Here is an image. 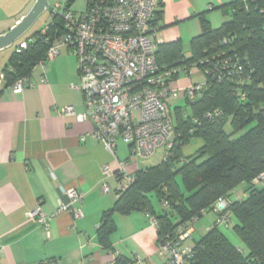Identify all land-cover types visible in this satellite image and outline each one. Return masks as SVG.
I'll use <instances>...</instances> for the list:
<instances>
[{
	"label": "crops",
	"instance_id": "crops-1",
	"mask_svg": "<svg viewBox=\"0 0 264 264\" xmlns=\"http://www.w3.org/2000/svg\"><path fill=\"white\" fill-rule=\"evenodd\" d=\"M35 1L0 0V35L26 15ZM162 1L161 15L157 17L158 45L180 42L188 57L192 40L203 33L202 18L209 21L212 30L221 28L230 20L228 5L237 0ZM75 7L80 12L85 3H77ZM9 21L13 22L8 28H1ZM9 61L8 54L0 55V75ZM190 72L192 83H196L192 75H200L199 69L194 67ZM28 80L29 84L19 94L7 86L6 78L0 83V264H166L167 259L157 248L154 217L144 211L115 212L116 230L109 238L110 247L100 240L98 231L104 213L113 209L119 199L116 175L120 163H127L131 175L148 167L135 166L131 159L117 156L119 144L127 152L130 150L122 139H118L113 155L92 137L90 122L78 123L74 115H61V110L68 106L77 114L85 112L82 94L71 89V85L80 83L75 57L61 49L56 59L45 65L40 61ZM187 83L184 80L182 84ZM202 146L201 139H193L184 146L182 149L189 152L184 154L182 150L181 164ZM105 165L111 169L107 178L102 172ZM104 181L111 189L107 194L101 188ZM176 182L185 193L180 175ZM244 186L231 193L229 203L248 197ZM71 187L84 195L77 205L83 213L80 219L69 212L58 213L60 205L67 202L64 190ZM37 206L51 217L49 233L27 217ZM207 215L213 219L200 227L201 237L219 219L214 206L203 216ZM231 219L234 221L233 216ZM219 229L235 247L248 254L237 234L230 237L223 226ZM191 230L194 244L196 230L192 225Z\"/></svg>",
	"mask_w": 264,
	"mask_h": 264
},
{
	"label": "trees",
	"instance_id": "trees-1",
	"mask_svg": "<svg viewBox=\"0 0 264 264\" xmlns=\"http://www.w3.org/2000/svg\"><path fill=\"white\" fill-rule=\"evenodd\" d=\"M227 8L231 9L230 20L217 30H212L209 21L202 18L203 33L192 40L190 56L184 54L180 42L158 46L156 57L161 67L207 69L204 92L196 101H186L192 107L191 116L187 112L182 115V107L177 108L178 131L166 160L138 172L135 182L118 194L115 207L104 213L98 232L106 247H110L109 238L116 230L115 212L129 214L139 210L153 215L160 242L182 226L191 227L218 199H227L239 186L246 185L248 197L229 203V210L236 223L234 230L248 254L235 247L214 225L193 244L187 264H264V183H254L264 174V0H237ZM47 27V34L41 30L19 41L17 46L26 42L27 48L21 53L15 50L4 68L7 86L29 77L46 58L50 47L46 40L66 31L62 20L55 16ZM234 54L242 61L244 72L229 77V71L221 70L219 64ZM213 57L216 58L211 66L201 64L205 58ZM214 110H220L222 116L206 120L204 115ZM192 118L198 122H192ZM230 119L233 133L227 135L224 128ZM193 139H201L203 146L181 164L182 148ZM203 158L206 159L199 164ZM179 175L185 193L176 182ZM152 192L158 194L161 204L168 202L169 207L164 210L173 216L175 211L181 215L177 225L169 219L170 214H155L149 199Z\"/></svg>",
	"mask_w": 264,
	"mask_h": 264
},
{
	"label": "built area",
	"instance_id": "built-area-1",
	"mask_svg": "<svg viewBox=\"0 0 264 264\" xmlns=\"http://www.w3.org/2000/svg\"><path fill=\"white\" fill-rule=\"evenodd\" d=\"M74 1L51 6L53 16L62 20L66 31L53 40H46L50 47L42 61L45 65L47 61L56 59L62 47H67L78 60L80 83L71 85V89L82 94L85 112L77 114L73 107L68 106L61 110V115H74L78 123L90 122L93 125L92 137L113 155L118 139L129 146L131 155L140 159L153 157L165 145L172 148L178 131L176 111L182 107L172 103L182 95L187 102L196 101L202 96L205 83H192L184 90H174L171 84L181 73L190 74L194 66L164 68L159 65L156 57L159 46L156 20L163 1L83 0L85 7L80 12L73 9ZM47 31L48 27L42 30V34H47ZM26 48L27 43L22 42L16 47V52L21 53ZM215 58H205L201 64L211 66ZM219 65L221 70L229 71V77L244 72L242 61L236 54L223 59ZM201 71L205 76L208 74L207 69ZM4 80L5 74H1L0 83ZM28 84V77H24L18 79L11 89L19 94ZM221 116L220 110L204 115L209 121ZM190 120L198 122L197 118ZM127 167L126 162L120 163L116 175L117 195L135 182V175H131ZM102 172L105 178L111 175L108 165L103 167ZM254 183H264V174ZM101 188L106 194L111 190L106 181ZM64 195L67 202L60 205L58 213L65 211L75 219L82 218V210L77 205L82 203L83 193L71 187L64 190ZM162 207L167 209L168 202L163 201ZM214 209L219 213L215 225L229 226L232 212L228 200L218 199ZM27 217L49 233L51 217L40 206L30 211ZM153 223L158 226L155 218ZM192 235L191 227L182 226L176 233L158 241L160 252L167 253L166 264L188 263L193 253V244H188Z\"/></svg>",
	"mask_w": 264,
	"mask_h": 264
},
{
	"label": "rangeland",
	"instance_id": "rangeland-1",
	"mask_svg": "<svg viewBox=\"0 0 264 264\" xmlns=\"http://www.w3.org/2000/svg\"><path fill=\"white\" fill-rule=\"evenodd\" d=\"M67 1L68 0H50V5L53 6L55 3H58V2L66 3ZM77 3L83 4L84 1L83 0H75L72 7H75V5ZM75 8H73V9H75ZM53 17L54 16L52 14L51 7H50L49 9L46 10V12L44 14H42L40 16V18L36 21V23L29 29V31L20 40L24 41V40H26L28 38H31L34 35V33L38 32V31H41L44 28H46L50 24V22L52 21ZM12 22L13 21H9L7 23H4V26H2L1 28H8V26H10L12 24ZM3 30H5V29H3ZM19 41L16 42L12 47L7 48L5 50L6 52L4 54H8L9 55V59H11L13 53L15 52L17 44L19 43ZM62 51L66 52L67 54H69L71 56H73L71 53H69L67 47H62ZM4 54H0V55L3 56ZM187 55H189V53H187ZM77 63H78V60H77ZM199 71H200V75H197V74L196 75H192L193 76L192 79H194V81H196L195 84H204L206 82V76L202 73V71L200 69H199ZM190 78H191V72H190V74H187V73L181 74L178 77V79L175 80L171 84L172 89L180 91V90H184L187 87L191 86L192 85V81H191ZM184 80H187V82H188L186 85L182 84ZM172 105H174V106H179V105L182 106V109H181L182 112L183 113L187 112L189 116H191L193 114L192 107L187 104V102H186L185 98L183 97V95L180 96L179 100L174 101L172 103ZM224 131H225V133L227 135H232L233 130H232V127H231V119L227 122V124H226V126L224 128ZM195 140H197V139H195ZM194 142L197 143V141H194ZM182 150L184 151V154H188V152H189L188 150H185V149H182ZM168 151H169V148L166 145V146L158 149V151L156 152L155 156H153L152 159L149 158L147 160H142V159L138 158L135 155H131V151L130 150L127 152L126 147L124 145H122V144H119L118 145V149H116L117 156L120 157L121 159L128 158V159H131L130 161L132 162L133 165H135V166L141 165L143 167H148V168L160 165L162 163L163 159L167 158ZM244 187H245L244 185H241L240 186V190L243 189ZM149 199L151 201L152 208H153L155 214L158 215V216H164L163 215L164 214V208L162 207V204H161V201L159 199L158 194L156 192H152L149 195ZM169 219L171 220L173 225H177L181 221L182 217H181V215L179 213H177L175 211L174 212V216L170 217ZM212 219H213L212 215H207V216H203L202 218H200L199 222L196 221V222L192 223V227H194L195 230H196V234L194 235V239L195 240L199 241L202 238L201 237V235H202L201 232L202 231H200V227L202 225H204V226L206 225L207 226V224H209V222H211ZM233 222L235 223V220L230 222V225H229L230 227H228L227 225H223L224 232H226L230 237L233 236V233L236 235V232L234 230ZM188 244L191 245L192 244V240H189ZM157 246H158V243H157ZM158 251H159L160 254L163 255L164 259H167V253H161L159 248H158ZM139 264H141V263H139Z\"/></svg>",
	"mask_w": 264,
	"mask_h": 264
},
{
	"label": "water",
	"instance_id": "water-1",
	"mask_svg": "<svg viewBox=\"0 0 264 264\" xmlns=\"http://www.w3.org/2000/svg\"><path fill=\"white\" fill-rule=\"evenodd\" d=\"M50 7V0H36L26 15L21 17L6 33L0 35V52L18 42ZM164 214H170L173 217L168 210H164Z\"/></svg>",
	"mask_w": 264,
	"mask_h": 264
}]
</instances>
